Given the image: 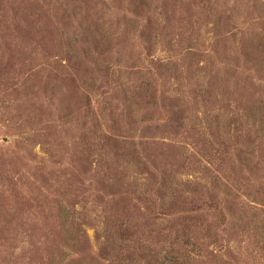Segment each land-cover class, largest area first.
<instances>
[{
    "label": "rangeland",
    "instance_id": "1",
    "mask_svg": "<svg viewBox=\"0 0 264 264\" xmlns=\"http://www.w3.org/2000/svg\"><path fill=\"white\" fill-rule=\"evenodd\" d=\"M0 264H264V0H0Z\"/></svg>",
    "mask_w": 264,
    "mask_h": 264
}]
</instances>
